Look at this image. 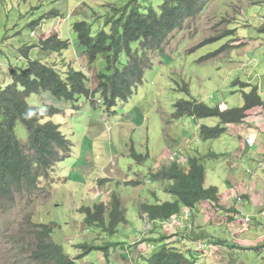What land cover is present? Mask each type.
<instances>
[{
	"label": "rangeland",
	"instance_id": "obj_1",
	"mask_svg": "<svg viewBox=\"0 0 264 264\" xmlns=\"http://www.w3.org/2000/svg\"><path fill=\"white\" fill-rule=\"evenodd\" d=\"M163 1L0 0V86L4 88L12 82L13 69H23L29 59H39L61 72L70 66L82 70L90 78L89 86L97 88V73L105 70L106 60L99 55L93 64L90 63L73 24L87 20L92 24L93 34L102 29L110 31L113 6L130 4L147 11L150 6L159 9ZM53 10L58 15H49ZM263 26L264 0H210L201 13L187 19L181 30L170 35L162 51L147 52L152 67L146 71L143 82L129 101H118L116 114L107 112L100 94L95 96L96 107L85 96H80L76 102H67L48 91L28 96L30 105L59 108V113L46 120L61 124V130L72 141L73 147L71 155L56 164L48 197L44 189L32 194L16 192L12 204L4 203L0 187V264H43L30 258L36 243L30 230L31 224L35 223L53 225V240L75 258V264L123 263L122 251L128 244L127 249L131 252L142 244L140 247H147L145 252L149 253L152 248L145 241L159 237L133 242L145 227V230L152 228L150 234L157 227L151 220L139 217L133 201L139 189L132 181H146L144 191H140L144 196L142 200L151 198L152 193L160 197L169 195L170 199L172 196L162 191L165 183L150 181L149 172L160 163L159 157L165 156L167 147L186 156L181 146L184 135L194 136L202 124L214 126L219 123L216 117L173 119L174 104L179 99L195 97L212 106L220 104L224 109L239 107L244 104L242 91L250 88L234 84L237 80L259 84L260 95L264 98V32L259 31ZM225 30H234V33L199 46L205 39ZM54 33L70 42L68 49L50 52L41 48L40 41ZM123 59L125 61V56ZM186 87L190 94L184 90ZM15 133L28 146V131L20 121L16 124ZM223 138L229 149L238 143L237 138ZM132 144L137 152L149 155L144 162L138 163L130 156ZM220 144L224 143H214L216 147ZM199 148L204 151L207 145L200 143ZM173 156L171 160L183 161V158ZM250 167L245 165L240 171L246 174L247 170L250 175L254 171ZM48 181L41 178V187L49 188ZM104 184L106 189L98 191L97 186ZM113 192L124 198L128 222L120 224L118 232L109 235L101 228L85 223L80 208L92 206L97 201H108L110 197L108 202H104L109 205ZM152 202H155V196ZM244 213L250 216L245 218L244 229L234 231V239L229 230L207 229L208 237L199 244H188L190 250L186 252L192 257L202 254L196 250L207 252L214 248L212 239L222 238L229 245V251L222 252L223 257L219 261L214 259L220 254L198 256L196 264H264V216H257L251 207ZM222 216L226 221L227 217L234 215ZM115 241L119 246L109 248L107 254L105 250L98 249L76 259L82 252L80 246L83 243L105 245ZM197 245L199 247L195 249Z\"/></svg>",
	"mask_w": 264,
	"mask_h": 264
},
{
	"label": "trees",
	"instance_id": "obj_2",
	"mask_svg": "<svg viewBox=\"0 0 264 264\" xmlns=\"http://www.w3.org/2000/svg\"><path fill=\"white\" fill-rule=\"evenodd\" d=\"M210 0H164L159 9L150 6L147 11H141L138 6L127 4L122 7L113 6L114 18L110 31L92 32V24L87 20L77 21L73 29L77 33L79 44L85 47L89 61L93 64L99 55L106 60L104 71L97 73L98 86H89L90 78L82 70L70 66L61 72L55 66L39 59H29L22 69L12 70V82L6 87L0 86V187L4 193V203L15 201L16 192L32 194L37 190H47L51 193L50 183L59 161L69 157L73 143L61 130V124L47 117L59 113V108L53 105L44 107L30 105L27 97L33 93L48 91L53 96L67 102H76L80 96H85L96 107V94L107 112L116 114L118 101L127 102L143 82L144 75L152 67L148 51H162L170 35L181 30L189 18L196 17L206 7ZM58 15L51 11L49 15ZM264 32V26L259 29ZM234 30L212 36L199 46L220 40ZM45 51L66 50L70 46L68 40L62 39L58 33L40 41ZM27 55V52H25ZM125 56V61H124ZM242 88L244 104L239 107L223 109L219 105H209L195 97L179 99L175 102L173 119L190 116L195 119L216 117L219 123L214 126L202 124L200 138L203 141L216 139L228 131V124L243 123L248 117V111L260 106L264 109V100L257 85L237 80ZM184 90L189 93L186 87ZM20 121L28 131V146L15 133L17 122ZM211 157L220 154L210 153ZM130 156L138 163L144 162L148 154L136 151L130 147ZM49 179L48 187L42 188L40 179ZM206 169L203 157L190 156L187 165L173 160L167 161L156 171L149 172V180L164 182V192L172 196L171 200L161 203L142 202L139 213L146 214L151 221L169 220L185 209H195L199 203L219 201V188L205 186ZM109 181V180H108ZM168 182V183H167ZM135 185L143 184L141 180L132 181ZM10 204V205H11ZM84 220L90 227H98L109 235L118 232L120 224H126L127 209L118 192L111 194L110 204L96 202L92 206H82ZM30 230L35 236V248L30 258L43 264H75V258L67 254L63 246L54 241L52 224H31ZM169 236H161L151 241L161 242ZM119 242H109L105 245L81 244L82 252L76 259L86 256L93 250H105L118 247ZM146 264H196L197 258L188 256L180 249L164 244L145 257Z\"/></svg>",
	"mask_w": 264,
	"mask_h": 264
},
{
	"label": "crops",
	"instance_id": "obj_3",
	"mask_svg": "<svg viewBox=\"0 0 264 264\" xmlns=\"http://www.w3.org/2000/svg\"><path fill=\"white\" fill-rule=\"evenodd\" d=\"M258 87L260 92L259 84ZM220 107L224 109L222 105H220ZM183 137L184 143L181 146L183 150H185L186 156L177 153V151L173 152L166 146L165 153H167L164 157H159L158 161L160 163L153 171L158 170L164 162L173 161L171 159L174 154L175 156L173 157L176 159L177 156L183 158V161L180 162L182 165H187V160L190 156L203 157L206 169L205 186H217L219 188V201L217 204L207 201L199 203L195 209H185L169 220L151 221L157 229L150 234L149 232L152 229L145 230V227L133 244L142 242L144 239H148V237L151 236L157 238L165 235L169 237L161 242L153 243L150 239L145 241L146 244L151 245L150 248H152V250L149 253L147 251L145 252V248L147 247H140L142 244H139L137 250L131 252L132 250L127 249L129 246L128 244L122 251V257L125 258V260L123 263L119 264H146L145 257L151 255L153 251L158 250L164 244L176 247L186 255L191 256L186 252L190 250L188 244L190 242H197L199 244L201 240L208 237L207 229L211 231L217 230L218 232H220V228H223L222 232L229 230L233 233L232 239H234V231L242 230L246 226L245 218H248L250 215H245L244 211L248 207L254 209L257 216H264V110L262 107L257 106L250 109L248 111V117L243 123L231 124L227 133L216 139L203 141L200 138V130L194 136L186 134ZM223 137L237 138L238 143H236L235 148L229 149ZM216 141L224 144H220L216 147L214 145ZM200 143L207 145V149L201 151L199 148ZM210 153L220 154V156L211 157L208 155ZM155 161H157V159ZM246 162L249 164H245ZM244 164L251 166L250 168L254 170L250 175L247 174V170L246 174L240 171L245 166ZM142 182L143 184L141 183L139 186H135L136 189H139V193L133 198L138 212L139 205L142 202L161 203L165 200L172 199V197L168 199L169 195L160 197L157 193H152L151 198L147 197L142 200L141 197L144 196H141V192L144 191L146 181ZM105 186L106 184L102 185V187L97 186V190L104 191L106 189ZM162 191H164V189ZM153 196H155V202H152ZM121 199L124 201L123 197H121ZM94 203L95 202L92 204ZM138 214L141 219H148L146 214ZM221 214H232L234 216L232 218L227 217L225 221L223 218L224 216ZM239 216L240 219H238ZM196 237L199 238V240H196ZM212 238L214 237L212 236ZM211 242L215 243L214 248H210L207 252L205 250H196L198 253L202 252V254L198 256L210 257L211 255L217 256L220 254L218 258L214 259L215 261H219L223 257L222 252L229 251V245H227L222 238L212 239ZM198 247L199 245H197L195 249ZM140 255L143 257L139 258ZM198 256H195V258L198 259Z\"/></svg>",
	"mask_w": 264,
	"mask_h": 264
},
{
	"label": "clouds",
	"instance_id": "obj_4",
	"mask_svg": "<svg viewBox=\"0 0 264 264\" xmlns=\"http://www.w3.org/2000/svg\"><path fill=\"white\" fill-rule=\"evenodd\" d=\"M150 229H152V228H148V229H146V230H150Z\"/></svg>",
	"mask_w": 264,
	"mask_h": 264
}]
</instances>
